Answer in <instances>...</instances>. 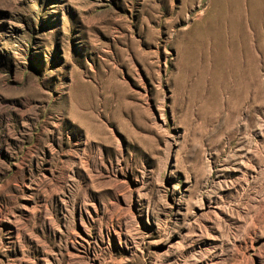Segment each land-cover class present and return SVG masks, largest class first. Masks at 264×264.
Listing matches in <instances>:
<instances>
[{"label": "rangeland", "instance_id": "1", "mask_svg": "<svg viewBox=\"0 0 264 264\" xmlns=\"http://www.w3.org/2000/svg\"><path fill=\"white\" fill-rule=\"evenodd\" d=\"M232 1L0 0V264H264V27Z\"/></svg>", "mask_w": 264, "mask_h": 264}, {"label": "bare ground", "instance_id": "2", "mask_svg": "<svg viewBox=\"0 0 264 264\" xmlns=\"http://www.w3.org/2000/svg\"><path fill=\"white\" fill-rule=\"evenodd\" d=\"M243 1L244 0H233L229 5L226 4L227 6H225L224 9L228 12V15L231 16V17H227L226 19H230L231 23L237 29L242 30L244 32V35L247 41H249L253 35V32H250V30L248 29L249 27H251V29L254 30V33L257 35V39L261 38L262 36L260 37V32H261V29L264 27V17H254V16L252 17L251 16V14L254 13L253 8H252L253 2L251 0H248L249 3L247 7V11L249 12V14L248 13L247 14L249 16L244 17ZM226 11H224L225 14H227Z\"/></svg>", "mask_w": 264, "mask_h": 264}]
</instances>
